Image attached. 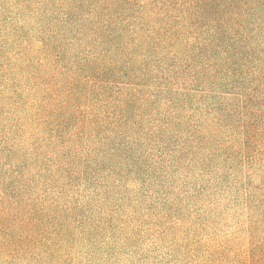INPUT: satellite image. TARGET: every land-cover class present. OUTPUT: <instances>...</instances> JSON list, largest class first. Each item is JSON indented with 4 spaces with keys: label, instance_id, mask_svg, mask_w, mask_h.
I'll return each mask as SVG.
<instances>
[{
    "label": "rangeland",
    "instance_id": "1",
    "mask_svg": "<svg viewBox=\"0 0 264 264\" xmlns=\"http://www.w3.org/2000/svg\"><path fill=\"white\" fill-rule=\"evenodd\" d=\"M237 3L217 17L220 47L175 13V44L117 37L109 120L91 136L73 118L82 90L46 109L41 81L0 47V264H257L264 0Z\"/></svg>",
    "mask_w": 264,
    "mask_h": 264
},
{
    "label": "trees",
    "instance_id": "2",
    "mask_svg": "<svg viewBox=\"0 0 264 264\" xmlns=\"http://www.w3.org/2000/svg\"><path fill=\"white\" fill-rule=\"evenodd\" d=\"M4 1L5 5L0 3V47L20 59L18 68L29 78L41 81L38 97L46 109L52 106L61 114L65 98L82 90L86 114L81 110L73 118L90 136L109 120L111 108L102 103L109 94L108 81L103 79L108 64L105 53L117 37L138 44L144 39L155 43L165 36V41L175 44L178 40L172 35L174 25L167 16L175 13L172 20L184 22L186 35L198 27L202 31L217 29L200 42V47H220L219 35L222 24L226 31L227 20L224 23L217 17L227 19L239 7L237 0ZM146 26L150 30H144ZM255 261L264 264L263 249Z\"/></svg>",
    "mask_w": 264,
    "mask_h": 264
}]
</instances>
